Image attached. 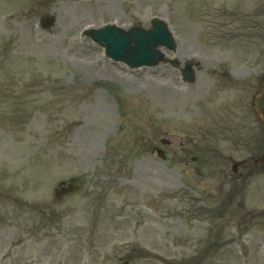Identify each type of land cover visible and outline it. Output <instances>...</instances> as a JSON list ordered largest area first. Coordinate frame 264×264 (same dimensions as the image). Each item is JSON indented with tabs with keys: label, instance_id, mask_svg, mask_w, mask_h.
<instances>
[{
	"label": "rangeland",
	"instance_id": "obj_1",
	"mask_svg": "<svg viewBox=\"0 0 264 264\" xmlns=\"http://www.w3.org/2000/svg\"><path fill=\"white\" fill-rule=\"evenodd\" d=\"M254 2L0 0V264H264V165L230 201L235 182L219 173L231 166L179 162L182 137L212 109L202 104L212 63L239 61L233 36L246 33ZM154 18L176 40L161 50L177 67L129 68L85 34ZM251 47L246 63L261 52L264 71V45ZM190 59L195 81L182 84L179 63ZM247 142L241 154L221 151L239 159L264 148V125ZM71 180L79 190L57 200L53 189Z\"/></svg>",
	"mask_w": 264,
	"mask_h": 264
},
{
	"label": "flooded vegetation",
	"instance_id": "obj_2",
	"mask_svg": "<svg viewBox=\"0 0 264 264\" xmlns=\"http://www.w3.org/2000/svg\"><path fill=\"white\" fill-rule=\"evenodd\" d=\"M230 1H238L240 5L243 1L246 2V0ZM254 3V10L249 16L242 14L241 7L235 9L239 15H243L245 18L249 17V27L246 33L241 38L233 36V41L240 43L239 46L234 47L235 50L242 53L239 56V61L230 62L228 60L225 63H222V61L212 63L214 82L206 84L209 87L210 96L202 103L205 106L212 107V109L207 113L208 116H204V124L196 127L193 132L191 131L192 133L196 132V134L183 136L179 142L180 163L189 161L190 164H197L194 169L199 172L198 166L201 163L215 165V158H218L225 166L232 165L234 162V164H237L235 177L239 178L240 181L245 179L248 174L246 159L240 157V161L237 162L233 160L232 154L221 153L216 149L218 143H229L238 150L247 147L249 126L251 129V125L248 126L249 108H251L249 97L250 95L253 96V93L258 90L264 78L263 54L256 51V55L253 57L255 62L249 65L246 63V56L243 55H247L248 45H252V51L257 48L262 49L261 46L264 45L263 0H255ZM226 8L231 9V6ZM235 11L229 12L234 13ZM244 14H246V11H244ZM213 16H217V14L214 13ZM185 64H179L180 76L183 75ZM196 67L198 69V66ZM252 69L256 71L254 74L251 72ZM195 103L198 105L199 102L192 101V104ZM200 131L203 134L198 136ZM226 171L225 168H221L219 177L227 176Z\"/></svg>",
	"mask_w": 264,
	"mask_h": 264
},
{
	"label": "water",
	"instance_id": "obj_3",
	"mask_svg": "<svg viewBox=\"0 0 264 264\" xmlns=\"http://www.w3.org/2000/svg\"><path fill=\"white\" fill-rule=\"evenodd\" d=\"M50 22L51 19L49 18L43 19L44 25L50 24ZM87 33L105 46L110 57L126 62L130 67L150 66L164 61L163 53L157 49L158 46L169 49L175 48V41L167 25L159 19H154L152 28L147 31L140 28L125 31L107 24L98 29H90ZM185 75L187 78L192 77V72H187ZM255 110L258 117L264 120V83L261 92L255 96ZM158 155L163 157V152L158 150ZM261 160L264 161V154ZM75 189L77 187L73 183H68L66 186L55 189V196L60 198L63 194L72 192Z\"/></svg>",
	"mask_w": 264,
	"mask_h": 264
}]
</instances>
